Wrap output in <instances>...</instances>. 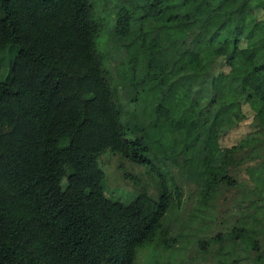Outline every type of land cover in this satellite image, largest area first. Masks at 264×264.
<instances>
[{
    "label": "trees",
    "instance_id": "16d2710c",
    "mask_svg": "<svg viewBox=\"0 0 264 264\" xmlns=\"http://www.w3.org/2000/svg\"><path fill=\"white\" fill-rule=\"evenodd\" d=\"M211 1L210 8L206 0H138L119 8L116 44L166 29L160 58L178 61L188 97L173 94L172 76L153 78L126 113L96 49L101 24L91 0H0V264H133L137 246L166 229L178 184L162 178L154 196L127 172L135 197H110L98 161L106 149L153 169L161 154L197 159L205 198L221 185L236 186L232 172L243 167L253 200L264 201V15L253 12L264 11V0ZM196 23L197 37L178 42ZM219 58L228 70H213ZM196 97L205 100L178 116ZM216 103L240 113L246 103L253 111L256 129L226 150L219 137L227 109L206 112ZM215 239L243 244L248 264H264V220L252 210L243 209ZM199 244L210 251L206 241Z\"/></svg>",
    "mask_w": 264,
    "mask_h": 264
},
{
    "label": "rangeland",
    "instance_id": "374dc122",
    "mask_svg": "<svg viewBox=\"0 0 264 264\" xmlns=\"http://www.w3.org/2000/svg\"><path fill=\"white\" fill-rule=\"evenodd\" d=\"M136 1L138 0H91L94 17L101 24L95 35L96 49L102 54L110 85L117 100L124 106L125 112L132 108L129 107L130 99L138 97L141 88L153 78L172 76L170 88L173 94L180 99H188L183 93L184 85L179 82L175 73L178 61L173 56L160 58L164 55L162 42L168 36L166 29L164 31L155 29L153 32L157 37L152 36V33L147 36L146 34L136 36L127 47L118 45L113 40L112 32L117 11L121 6L127 7ZM211 5L212 1L206 0V8H210ZM253 12L257 17L264 15L260 8L253 9ZM195 13L194 9L189 11L190 16H194ZM170 27L173 28L174 25ZM183 29H187V26L173 28L179 31ZM199 29V25L194 24L190 31L185 30L178 36V42L194 40ZM174 52L176 53V50ZM2 57L1 77L5 78L11 57L9 49ZM150 60H153L151 67L148 66ZM217 60L221 61L214 65V71L228 70L229 66L221 58ZM146 72H149V76H146ZM200 99L201 102L205 100L204 97L189 100L183 111L178 112V116L183 117L185 111L190 110L191 104ZM241 108L242 113L230 106L226 108L221 103L206 108L208 117L227 109L220 120V122L226 120L227 125L219 137L223 150L238 144L249 131L256 129L253 124V111L246 103L241 104ZM234 113H239L240 117L234 118ZM202 152L203 150L199 149L196 157ZM98 161L105 173V193L124 203L130 202L138 190L133 179L126 175L127 172L138 176L154 196L156 184L162 178L180 187V200L176 201L163 218V226H166V229H159L149 241L137 246L133 264H248L247 250L243 244L234 240L218 242L215 239V234L226 231L235 223L243 209L252 210L264 220V201L253 200L247 173L243 167L235 168L236 170L232 172V176L238 180L236 186L221 185L211 197L205 198V186L198 176L201 164L197 159L185 161L182 155L171 158L161 154L158 169H153L152 165L134 162L118 152L106 149ZM160 170L164 173L162 174ZM202 241H206L210 251L204 253L199 244Z\"/></svg>",
    "mask_w": 264,
    "mask_h": 264
}]
</instances>
